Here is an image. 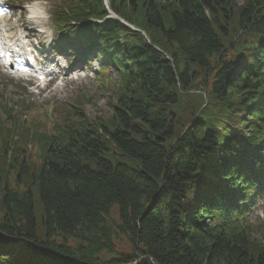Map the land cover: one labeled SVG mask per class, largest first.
<instances>
[{"label": "trees", "instance_id": "obj_1", "mask_svg": "<svg viewBox=\"0 0 264 264\" xmlns=\"http://www.w3.org/2000/svg\"><path fill=\"white\" fill-rule=\"evenodd\" d=\"M109 10L146 37L99 24ZM109 10L60 0L54 18L118 72L112 114L0 119V264H264L246 219L264 188V0Z\"/></svg>", "mask_w": 264, "mask_h": 264}, {"label": "rangeland", "instance_id": "obj_2", "mask_svg": "<svg viewBox=\"0 0 264 264\" xmlns=\"http://www.w3.org/2000/svg\"><path fill=\"white\" fill-rule=\"evenodd\" d=\"M7 1L3 9H6L8 14L4 17L3 22L9 26L8 33L20 40L30 36L27 41L36 46L38 57L44 67L57 68L56 59L62 56L60 58L64 64H61V67L64 71L60 86L56 90L57 92H54L55 95L37 99L23 88L22 83L8 75H3V69L0 66V104L6 108H15L18 111L15 112L16 115L24 125L32 126L35 122H41L45 124L44 129L46 130H49L48 124L77 113L92 121H99L110 116L114 103L112 84H118V73L113 71L106 81L100 82L99 78L102 75L99 74V71L105 63L102 59L87 57L83 61L84 56L77 57L78 54L75 55V52H66L61 48L59 38L53 37L51 34L52 24L48 16L51 10L49 0ZM32 4L38 5L39 9L36 15L31 10ZM39 17H42L41 21H36V18ZM25 31H29V33L27 34ZM81 60L84 64L78 63ZM66 65L68 68L65 69ZM80 66L84 68H78ZM71 67L74 68L73 71H69ZM51 105L54 107L51 108ZM23 108L24 112H21ZM51 118L50 122L46 121ZM0 119H4L1 110ZM34 151L37 149L35 148ZM31 155V161L39 163L37 154L31 152ZM248 212V219L255 230L254 238L264 243V193L258 196L253 208ZM117 247L121 253L125 254L132 250L124 239L117 243Z\"/></svg>", "mask_w": 264, "mask_h": 264}, {"label": "bare ground", "instance_id": "obj_3", "mask_svg": "<svg viewBox=\"0 0 264 264\" xmlns=\"http://www.w3.org/2000/svg\"><path fill=\"white\" fill-rule=\"evenodd\" d=\"M0 31V53L6 57L3 58L1 65L4 67H14L15 69V66L21 65L20 60L23 57L21 50L22 43L15 37H11L8 34L5 35L7 33L5 27H1ZM14 72H17L16 69Z\"/></svg>", "mask_w": 264, "mask_h": 264}, {"label": "snow or ice", "instance_id": "obj_4", "mask_svg": "<svg viewBox=\"0 0 264 264\" xmlns=\"http://www.w3.org/2000/svg\"><path fill=\"white\" fill-rule=\"evenodd\" d=\"M6 14V9L0 8V16Z\"/></svg>", "mask_w": 264, "mask_h": 264}, {"label": "clouds", "instance_id": "obj_5", "mask_svg": "<svg viewBox=\"0 0 264 264\" xmlns=\"http://www.w3.org/2000/svg\"><path fill=\"white\" fill-rule=\"evenodd\" d=\"M25 7H27V5H25Z\"/></svg>", "mask_w": 264, "mask_h": 264}]
</instances>
